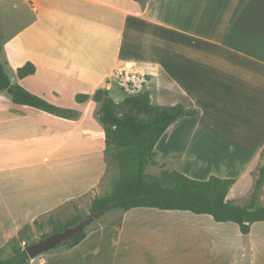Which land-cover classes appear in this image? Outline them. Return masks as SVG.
Returning a JSON list of instances; mask_svg holds the SVG:
<instances>
[{"label": "crops", "instance_id": "crops-1", "mask_svg": "<svg viewBox=\"0 0 264 264\" xmlns=\"http://www.w3.org/2000/svg\"><path fill=\"white\" fill-rule=\"evenodd\" d=\"M9 3L23 11L24 22L7 35L0 55L16 69L27 62L35 65L34 74L19 77L28 90L53 101H74L79 93L107 89L113 75L124 71L151 75L149 84H161L166 76L170 88L183 91L187 104H182L198 114L168 127L156 144V157L167 161L163 145L177 146L183 139L185 151L172 154L188 156L197 147L208 154L207 165L176 170L193 178L197 174L192 172H199L203 179H236L228 199L241 205L240 187L253 190L264 165V0ZM170 88L157 86L155 100L150 91L152 101L181 103L169 100ZM47 113L0 103V242L23 223L96 194L107 172L106 136L96 149L87 145L99 138L86 127L85 116L61 120ZM116 210L92 222L79 244L30 264H258L256 249L264 251V227L253 232L257 222L244 245L229 222L174 210L188 216L184 242L163 243L145 236L142 224L147 217L152 221L157 208L121 209L119 216ZM210 225L221 231L209 243ZM226 251L232 254L229 261L223 259Z\"/></svg>", "mask_w": 264, "mask_h": 264}, {"label": "trees", "instance_id": "trees-1", "mask_svg": "<svg viewBox=\"0 0 264 264\" xmlns=\"http://www.w3.org/2000/svg\"><path fill=\"white\" fill-rule=\"evenodd\" d=\"M35 71L36 67L31 62L17 70L20 78L34 74ZM0 91H8L16 104L28 105L63 118L70 119L78 115L76 110L58 106L22 84L13 83L1 60ZM89 99L100 103L98 114L104 125L106 144L117 150L115 158L120 166V178L113 189L92 201L91 213L95 219L118 208L182 210L194 214H209L216 222H233L243 234L250 232L253 223L264 221V206H255L264 184V165L260 168V177L251 202L247 205L235 204L228 199V193L236 181L234 178L211 175L207 179H198L177 170H163L158 177L147 173V165L156 163L155 147L168 127L185 116L197 115V109L187 108L182 103H154L149 89L128 94L120 102H116L111 92L105 88L97 89L92 95H76V100L80 103ZM83 219L80 214L73 215L66 223L56 224L54 231H63ZM35 222L37 223L36 220ZM86 236L87 230L84 228L63 245L72 248ZM12 251L11 257L0 258V264H30L29 255L24 248L15 243Z\"/></svg>", "mask_w": 264, "mask_h": 264}, {"label": "rangeland", "instance_id": "rangeland-1", "mask_svg": "<svg viewBox=\"0 0 264 264\" xmlns=\"http://www.w3.org/2000/svg\"><path fill=\"white\" fill-rule=\"evenodd\" d=\"M10 0H0V44L1 46H4V41L7 35H9L11 32H13L14 29L19 28L23 22V11L20 12L17 9H14L11 4L9 3ZM22 13V14H21ZM1 62L5 65L6 71L8 75L10 76L13 83H20L24 86L27 84L24 82H19V76L16 68H14V65L12 63L7 64L6 63V55L3 53L0 55ZM136 75V76H134ZM162 83L159 84L158 82H155V84H149L151 82V75H147V77L142 74L135 71H126V73L119 74V75H113V77L109 80L107 89L111 92L112 96L116 100V102H120L126 95L128 94H134L139 91L149 89L151 92H153L154 100L156 98L155 95V88L158 86L161 90H164V88H170L169 81H165V79L168 80L166 76H162ZM29 83V82H27ZM167 83V84H164ZM157 85V86H156ZM161 85V86H159ZM27 87V86H26ZM28 88V87H27ZM154 88V89H153ZM171 90L168 91V98L169 100H176L178 99V102H181L184 104L186 103V99L184 96L183 91L175 88H170ZM31 92L42 96L40 93L36 91ZM163 92V91H162ZM46 100H48L51 103H54L58 106L71 108L73 110H77L79 112V117L85 116L90 122V124L87 123L86 127L91 128V130L97 135L99 140H97L96 145L95 142L88 143L87 145H90L91 147H95L96 149L102 146L103 144V138H105V130L104 125L99 120V108L100 103L95 101H86L82 104L76 103V100L70 101H53L51 99H48L45 97ZM73 102V103H72ZM163 102H168V99H166ZM0 103L4 105L9 104H15L12 101L11 94L8 91H0ZM22 107L25 105H21ZM27 107V106H26ZM46 113V112H45ZM49 114V113H47ZM53 115V114H49ZM54 117H57L58 119H63L58 116L53 115ZM92 132V133H93ZM93 133V134H94ZM77 134H80L78 132ZM76 134V135H77ZM184 138V136H183ZM74 141V140H73ZM175 151H185V145L184 140L182 139L177 146L173 145H163L161 148L162 156L167 159L165 162L159 161V159L155 156L156 163H149L147 165L146 171L147 173L152 177H158L160 176L161 172L163 170H176V166L179 167L181 165H186L191 168H201L203 164L207 165V159L208 154L202 153L200 149L197 147L192 148L194 152H192L190 155L185 156L181 154H172V152ZM117 153V150L113 148L112 146H107L106 144V161L108 163V169L106 174L104 175L103 182L100 186V188L97 190L96 194L87 195L81 197L78 201H73L70 203H66L63 206H61L59 209H57L54 212H50L46 215L40 216L33 220L30 223L22 224L19 229L15 230L14 232L6 233L2 236L1 242H0V258H9L13 255L12 246L16 243L22 248H24L26 245H29L33 242L38 241L39 239L54 233V227L56 224L59 223H66L67 219L70 218L73 215L80 214L84 219L88 220L87 225L84 227L87 231L89 230L90 226L94 225L96 223L95 216L93 213H91V205L94 197L97 196H103L106 193L110 192L115 183L120 178V166L118 164V161L115 158V155ZM204 162V163H203ZM180 164V165H179ZM192 174H197L196 178L203 179V175L200 176L199 172H192ZM199 174V175H198ZM256 185V184H255ZM255 185L253 186V190L248 186H241L242 190V196L237 195V197L241 196L243 197L240 201L241 205L249 204L251 202V197L255 189ZM262 186L260 188V192L258 195V199L256 201V207H262L264 206V196L262 197L261 194ZM240 197V198H241ZM115 210V209H114ZM182 211V210H181ZM183 212H174V210H157L156 215L149 221V217H147L142 223L145 225V227H153L155 225V230H149L145 227H143L144 231L140 230V232L144 233V235L151 237L153 241H159L162 240L163 243H177V242H184L185 237V228L186 225L188 226V216L184 217L181 215ZM190 214L194 215V213L189 212ZM116 214L119 216V214H122L121 209L116 210ZM206 215L210 217L213 223L215 221L213 218L208 214H203V216ZM230 225L236 227L238 232L241 235V242L244 245L248 244L249 238L248 236H245L242 232H240L238 226L235 223L229 222ZM256 227L254 228L253 232L256 233L259 231L258 225H262L264 227V222H257L255 223ZM221 230H217L211 227L209 228L208 233V241L209 243L215 240L218 235H220ZM186 232H191L190 230H187ZM66 248L63 244L56 249H54L51 252H55L59 249ZM243 253V249L241 250ZM231 253L226 251V254L223 259L225 261H229L231 258ZM255 256L258 260V264H262V260H264V251L261 249V247L256 249ZM244 257V255H242ZM31 260V259H30ZM252 264V263H250Z\"/></svg>", "mask_w": 264, "mask_h": 264}, {"label": "water", "instance_id": "water-1", "mask_svg": "<svg viewBox=\"0 0 264 264\" xmlns=\"http://www.w3.org/2000/svg\"><path fill=\"white\" fill-rule=\"evenodd\" d=\"M88 220L83 219L78 224L67 227L63 231L54 232L49 234L36 242L26 245L24 249L29 255L30 259H35L41 255L53 251L57 247L61 246L64 242L72 239L80 230L84 229Z\"/></svg>", "mask_w": 264, "mask_h": 264}, {"label": "built area", "instance_id": "built-area-1", "mask_svg": "<svg viewBox=\"0 0 264 264\" xmlns=\"http://www.w3.org/2000/svg\"><path fill=\"white\" fill-rule=\"evenodd\" d=\"M123 73H126V71H124ZM123 73H122V74H123ZM134 76H136V75H134Z\"/></svg>", "mask_w": 264, "mask_h": 264}]
</instances>
